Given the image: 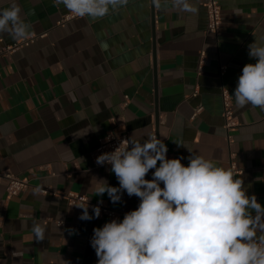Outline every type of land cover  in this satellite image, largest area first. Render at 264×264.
I'll return each instance as SVG.
<instances>
[{"label":"crops","instance_id":"crops-1","mask_svg":"<svg viewBox=\"0 0 264 264\" xmlns=\"http://www.w3.org/2000/svg\"><path fill=\"white\" fill-rule=\"evenodd\" d=\"M205 1L191 0L198 8L191 14L170 0L159 8L129 0L101 19L59 24L69 13L53 0H15L37 39L0 56V264H97L93 229L111 220H81L82 209L35 189L102 200L122 220L139 198L123 192L114 204L93 190L96 178L119 186L110 167L93 169L89 156L107 133L140 143L154 135L167 157L185 166L191 153L227 170L233 164L234 178L264 205V110L237 107L231 96L244 65L256 62L248 45L264 37V0H219L218 38L206 33ZM12 2L0 0V8ZM19 40L0 33V51ZM222 88L240 124L230 133ZM6 173L27 179L28 189L7 199ZM33 221L44 227L43 241L35 239Z\"/></svg>","mask_w":264,"mask_h":264},{"label":"clouds","instance_id":"clouds-1","mask_svg":"<svg viewBox=\"0 0 264 264\" xmlns=\"http://www.w3.org/2000/svg\"><path fill=\"white\" fill-rule=\"evenodd\" d=\"M53 3L75 17L98 20L119 11L129 0ZM151 3L159 8L162 0ZM170 3L182 12H198L191 0ZM21 13L15 0L0 8V33L26 38L31 24ZM248 55L256 62L244 65L231 96L237 107L264 110V37L248 45ZM167 151L157 137L143 143L129 138L96 158L97 165H110L119 186L96 178L95 195L107 193L115 204L126 192L140 201L122 220L113 219L93 229L90 244L97 264H264V205L255 194H247L244 181L213 160L192 155L190 149L186 166L181 158L169 159ZM151 170L152 178L146 179ZM75 206L82 209L81 220L100 215L98 205L93 207L94 216L89 214L88 201ZM31 231L37 241H43V226L33 221Z\"/></svg>","mask_w":264,"mask_h":264},{"label":"built area","instance_id":"built-area-1","mask_svg":"<svg viewBox=\"0 0 264 264\" xmlns=\"http://www.w3.org/2000/svg\"><path fill=\"white\" fill-rule=\"evenodd\" d=\"M205 13H206V33L213 35L215 38H218L220 36V26H221V6L219 0H206L203 4ZM75 18L73 14L66 15L63 17L62 21L59 23H63L66 21H69L70 19ZM37 39V36L35 35H29L26 38H23L16 43H14L12 46L5 47L3 50L0 51V56L5 54H11L15 52L16 50L20 49L21 47H27L30 44H32ZM206 61V53L202 50L199 53V65H198V71L201 70V68L204 66ZM224 67H219V76H222L224 74ZM221 97V103H222V118L224 120V128L227 133L234 132L238 129L240 126L234 110H233V103L232 98L229 94V91L225 88L221 89L220 92ZM125 102L127 100V97H124ZM200 109H198L196 112H198ZM152 137H155L154 135ZM230 136L227 135V140L230 141ZM127 140V137L125 135H115L113 133H107L104 137L98 139L96 147L91 151L89 154L92 168L93 169H99V168H105L110 167V165H97L96 158L101 155L102 153L111 152L114 151L120 144L121 141ZM231 171L233 175L235 173H238L237 169L234 167L233 164H231ZM5 180V194L6 198L16 197L23 193L25 190L28 189L29 183L28 180L25 178H19L14 175H11L9 173H6L3 175ZM35 191L40 195H50L52 197H56L58 199H63L67 202V205L69 207L77 208L75 205L83 204L88 201L89 208L88 210L93 212L94 206L100 207V215L101 217H106L109 220L116 219L118 217V213L114 210H112L110 207H108L105 204H101L98 202H91L89 199L82 194L78 193H59L56 191L51 190L50 188H43V189H35ZM59 227L63 226V223H57Z\"/></svg>","mask_w":264,"mask_h":264}]
</instances>
